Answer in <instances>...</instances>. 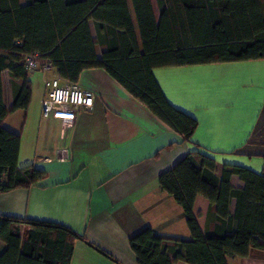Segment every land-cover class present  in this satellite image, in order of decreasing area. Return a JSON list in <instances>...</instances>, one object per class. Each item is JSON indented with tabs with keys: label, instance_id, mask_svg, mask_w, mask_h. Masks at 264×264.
Returning a JSON list of instances; mask_svg holds the SVG:
<instances>
[{
	"label": "trees",
	"instance_id": "1",
	"mask_svg": "<svg viewBox=\"0 0 264 264\" xmlns=\"http://www.w3.org/2000/svg\"><path fill=\"white\" fill-rule=\"evenodd\" d=\"M157 3L159 19L152 0H0V192L28 188L46 175L19 165L21 135L4 126L9 111L2 71L22 81L12 109L28 110L27 55L38 54L74 83L87 69H105L188 142L198 119L169 101L154 69L264 59V0ZM234 175L244 187L232 185ZM159 183L183 208L191 238L168 239L146 227L130 239L139 264H229L230 256L264 251V174L241 165L218 166L213 155L194 151L164 171ZM211 206L217 219L206 235ZM82 238L60 223L0 216V240L7 244L0 264H71L75 241Z\"/></svg>",
	"mask_w": 264,
	"mask_h": 264
},
{
	"label": "crops",
	"instance_id": "2",
	"mask_svg": "<svg viewBox=\"0 0 264 264\" xmlns=\"http://www.w3.org/2000/svg\"><path fill=\"white\" fill-rule=\"evenodd\" d=\"M154 75L169 101L198 119L191 142L103 68L81 74L78 83L96 98L73 123L43 116L40 70L30 71L28 110H13L14 90L22 81L3 70L9 111L4 126L21 135L19 165L46 175L28 188L0 192V216L60 223L77 232L83 238L75 241L71 264H139L130 239L144 228L168 239L191 238L183 208L159 183L188 153L205 152L218 166L264 174V59L158 67ZM231 183L244 187L236 175ZM216 217L211 206L206 235L213 233ZM6 249L0 240V255ZM228 263L264 264V251L230 256Z\"/></svg>",
	"mask_w": 264,
	"mask_h": 264
},
{
	"label": "built area",
	"instance_id": "3",
	"mask_svg": "<svg viewBox=\"0 0 264 264\" xmlns=\"http://www.w3.org/2000/svg\"><path fill=\"white\" fill-rule=\"evenodd\" d=\"M26 67L29 71L40 70L43 73V116L73 123L81 112L93 108L96 98L93 91L57 75L54 67L48 62H42L38 54L26 56Z\"/></svg>",
	"mask_w": 264,
	"mask_h": 264
},
{
	"label": "rangeland",
	"instance_id": "4",
	"mask_svg": "<svg viewBox=\"0 0 264 264\" xmlns=\"http://www.w3.org/2000/svg\"><path fill=\"white\" fill-rule=\"evenodd\" d=\"M152 2L154 4L156 17H157V19H159L160 11H159V6H158V3H157V0H152ZM91 27H92V31L94 33V36H96L95 28H94V23L93 22H91ZM97 49H98V52H101V47L100 46H97Z\"/></svg>",
	"mask_w": 264,
	"mask_h": 264
}]
</instances>
